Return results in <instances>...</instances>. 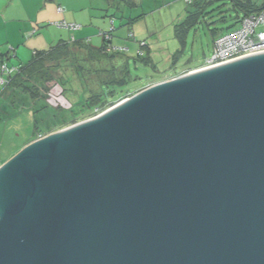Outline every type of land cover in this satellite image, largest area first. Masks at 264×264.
<instances>
[{"label": "water", "instance_id": "95a60500", "mask_svg": "<svg viewBox=\"0 0 264 264\" xmlns=\"http://www.w3.org/2000/svg\"><path fill=\"white\" fill-rule=\"evenodd\" d=\"M0 264H264V52L24 146L0 166Z\"/></svg>", "mask_w": 264, "mask_h": 264}, {"label": "trees", "instance_id": "16d2710c", "mask_svg": "<svg viewBox=\"0 0 264 264\" xmlns=\"http://www.w3.org/2000/svg\"><path fill=\"white\" fill-rule=\"evenodd\" d=\"M217 1L222 3L216 10L222 12L221 7L229 2L231 3L229 10L233 11L231 24L217 36L237 28L244 17L258 13L264 7V0L189 2L192 9L175 24L181 48L172 57L173 68L185 49L190 32ZM143 14L130 19V24L136 22ZM226 17L227 15H224L222 20L226 21ZM102 35L103 42L100 46H94L84 39L60 40L48 50L36 51L28 62L18 66L8 65V55L1 56L0 67L7 64L10 69L16 70L8 75L0 96L18 113L23 110L32 113L34 128L29 143L41 135H47L102 113L115 105L124 95L128 97L134 95V89L128 88V85L137 79L133 77L132 64L134 68L143 65L158 71L147 52L138 50L136 56H130L112 45V30L105 31ZM107 35H110V38H107ZM55 70H58L56 74ZM57 88L60 94H56ZM55 95H60V99L55 98Z\"/></svg>", "mask_w": 264, "mask_h": 264}, {"label": "rangeland", "instance_id": "374dc122", "mask_svg": "<svg viewBox=\"0 0 264 264\" xmlns=\"http://www.w3.org/2000/svg\"><path fill=\"white\" fill-rule=\"evenodd\" d=\"M140 1H142L143 3L140 2V5L131 8L124 7V2L119 3L121 7L118 8V2L114 0L61 1L63 7L66 10L71 11H73L71 7L80 9L81 5L87 6L88 4V10H91L94 15H101L103 17L102 19L98 20L100 21V23H106V25L108 26V29H106V31L111 30L114 25L115 30L112 31V35L115 41L119 40V38H122L129 42H134L133 36H130L131 38L128 37L129 33H132L134 31L138 38L143 34V36L146 35V37H149L150 40L154 39V41L157 42L154 48L155 51H153L152 54L149 55L152 58V62L155 64L158 71H154L150 66L138 65L137 68H134L133 64L131 66L133 68V77H137V79L132 81L128 85V88L134 89V95L161 82L169 81L173 78H177L192 71L199 70L204 65L205 60L208 59L213 53L214 38L218 34H220L226 26L231 24L233 19V11L229 10L231 3L227 2L226 5H223L221 7V12V10H216V7L221 4L222 1L215 2V4H213V6L208 9V14H205L200 19V22L196 26V28L190 32L187 38L185 49L176 67L169 69L170 62L172 61V54L180 47L178 38L175 37V39H173V35L175 36V24H178V22L182 20V18H184V16L187 14V11L192 9V6L185 0ZM130 10L131 16L146 13L145 19L140 22H134L129 26L124 25L126 20L122 18L124 16H129ZM113 13H115L116 16H113L112 18H109L108 16L106 17L107 14L111 15ZM224 15H227L225 19L226 21L222 20V17ZM111 19H113L114 21L113 24L111 23ZM49 24L44 23V27L47 28L53 26ZM76 24L81 25L82 27H86V25L80 21H76ZM93 28H96V30L95 34L92 36L91 44L94 46H100L103 42V37L101 35L102 29H100V24H94ZM152 31L157 32L154 34L152 33ZM165 38L167 40H165ZM173 40L174 43H172ZM167 43H172V45H168ZM49 48L50 47L40 50H48ZM145 48L146 47L143 46V48H140V50L143 53H146ZM127 54H129L130 56H136L138 54V51L131 50ZM32 57L33 56L31 54L30 59ZM12 63L16 62L12 61L9 64L13 65ZM57 71L58 70H55L54 73L56 74ZM56 90H58L56 93L58 94L60 91L58 88ZM54 97L60 99V95H55ZM126 98H128L127 95L122 96V98H120L117 103ZM61 99L63 98L61 97ZM95 116L96 115H92L91 117L83 119L79 122L93 118ZM33 128L34 126L32 113L26 110H23L16 116L5 120V122H2L0 124V140L2 142V137L4 134H6L7 142L3 143V145L0 146V160H4L7 157L8 159L10 157H13L24 146H26L32 139ZM62 129H58L54 132L60 131Z\"/></svg>", "mask_w": 264, "mask_h": 264}, {"label": "crops", "instance_id": "0c3cea01", "mask_svg": "<svg viewBox=\"0 0 264 264\" xmlns=\"http://www.w3.org/2000/svg\"><path fill=\"white\" fill-rule=\"evenodd\" d=\"M61 1L64 2V0H0V58L4 54L8 55V65H10V62L14 61L16 63H12L13 65L11 66H18L21 63H25V61H29L31 54L33 56L36 51L51 47L60 40L71 41L74 39H84L86 42L91 43L92 36L95 34L96 30V28H93L94 24H100V29H102L101 35L108 29L105 22L100 23L98 20L103 18L101 15H94L91 10L87 9L88 4L87 6L81 5L80 9L71 7L73 9V11H71L66 10L61 4ZM115 1L118 2V8L121 7L119 3L122 2H124V7L128 8L137 7L143 3L140 0H128L129 2H127V0ZM59 7H62L63 10L60 11ZM129 12V16H124L122 18L126 20L124 25H131L130 19L140 15L131 16V10ZM111 15L107 14L106 17L112 18L116 16L115 13ZM145 17L146 13L136 22L144 20ZM63 21L70 24H76V21H80L84 23L86 27L76 24L79 27L72 29L59 24ZM44 23H50L53 26L46 28L44 27ZM111 23H114L113 19H111ZM111 30H115L114 25ZM156 32L157 31H152L154 34ZM174 34L175 36L173 35V39L177 37L175 29ZM130 36H133L134 42H129L122 38L115 41L112 35V45L115 48L124 50L126 53L131 50L138 51L143 46L146 47L145 50L148 54H152V52L155 51L154 48L157 42L154 41V39L150 40L149 37H146V35L143 36V34L138 38L134 31L129 33L128 37L131 38ZM165 40L167 39L165 38ZM172 43H174V40ZM172 43L167 44L172 45ZM179 45L180 47L172 54V57L181 48V44ZM170 68H173L172 61L169 65V69ZM2 89L3 85L0 86V92ZM17 114V110L14 109L5 98L0 96V124ZM2 140V142L0 140V146L7 142L6 134L3 135ZM7 160L8 157L4 160H0V166Z\"/></svg>", "mask_w": 264, "mask_h": 264}, {"label": "built area", "instance_id": "2783aa9c", "mask_svg": "<svg viewBox=\"0 0 264 264\" xmlns=\"http://www.w3.org/2000/svg\"><path fill=\"white\" fill-rule=\"evenodd\" d=\"M185 1L189 3L192 0ZM59 10L62 11L63 8L59 7ZM59 24L72 29L79 27L65 21ZM107 38H110V35H107ZM262 52H264V7L260 12L244 17L237 28L217 36L214 40L212 55L206 59L200 69L214 68ZM15 70L16 68L10 69L7 64H2L0 67V85L6 84L8 75ZM43 137L41 135L38 139Z\"/></svg>", "mask_w": 264, "mask_h": 264}, {"label": "bare ground", "instance_id": "6f19581e", "mask_svg": "<svg viewBox=\"0 0 264 264\" xmlns=\"http://www.w3.org/2000/svg\"><path fill=\"white\" fill-rule=\"evenodd\" d=\"M196 71H199V70H195V71H193V72H196Z\"/></svg>", "mask_w": 264, "mask_h": 264}]
</instances>
